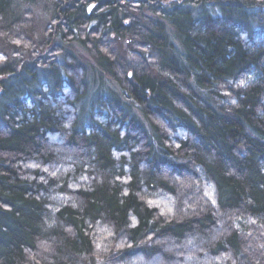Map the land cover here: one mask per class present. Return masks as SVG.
<instances>
[{
    "label": "trees",
    "instance_id": "1",
    "mask_svg": "<svg viewBox=\"0 0 264 264\" xmlns=\"http://www.w3.org/2000/svg\"><path fill=\"white\" fill-rule=\"evenodd\" d=\"M0 264H264V0H0Z\"/></svg>",
    "mask_w": 264,
    "mask_h": 264
},
{
    "label": "rangeland",
    "instance_id": "2",
    "mask_svg": "<svg viewBox=\"0 0 264 264\" xmlns=\"http://www.w3.org/2000/svg\"><path fill=\"white\" fill-rule=\"evenodd\" d=\"M38 18H42V16H38ZM98 256H101V251L97 252Z\"/></svg>",
    "mask_w": 264,
    "mask_h": 264
}]
</instances>
